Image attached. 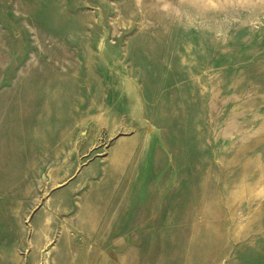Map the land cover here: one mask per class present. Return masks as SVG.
Masks as SVG:
<instances>
[{
  "label": "rangeland",
  "instance_id": "obj_1",
  "mask_svg": "<svg viewBox=\"0 0 264 264\" xmlns=\"http://www.w3.org/2000/svg\"><path fill=\"white\" fill-rule=\"evenodd\" d=\"M0 264H264V0H0Z\"/></svg>",
  "mask_w": 264,
  "mask_h": 264
}]
</instances>
